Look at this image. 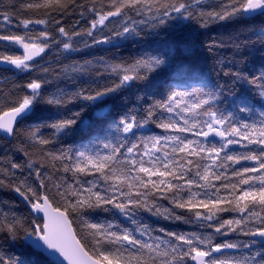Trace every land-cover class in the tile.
<instances>
[{
  "label": "snow or ice",
  "instance_id": "snow-or-ice-1",
  "mask_svg": "<svg viewBox=\"0 0 264 264\" xmlns=\"http://www.w3.org/2000/svg\"><path fill=\"white\" fill-rule=\"evenodd\" d=\"M0 72V264H264V0H0Z\"/></svg>",
  "mask_w": 264,
  "mask_h": 264
},
{
  "label": "trees",
  "instance_id": "trees-1",
  "mask_svg": "<svg viewBox=\"0 0 264 264\" xmlns=\"http://www.w3.org/2000/svg\"><path fill=\"white\" fill-rule=\"evenodd\" d=\"M66 23H67V21H66ZM234 31H236V30L232 29V28H221V27H219L217 25H214V26H212V30L209 33V37L210 38H217V39H220V38L227 39L228 35L233 33ZM121 51H123V50H121ZM221 51L222 52H226L227 49H223ZM15 54H17V55L22 54V50L21 49H17ZM95 55L98 57V56H101V55H104V54L99 52L98 50H96L95 51ZM93 58H94V56L92 54H90L89 50H83V51H80V52H77V53L74 54V59L76 61L81 62V63L83 62L84 59L92 60ZM49 60L52 61L54 67H57V68L59 67V64L57 62V58L49 57ZM9 77H11L12 81H14L16 83L20 82L15 77H13L11 73L0 72V88L7 90V89H10V88L13 87V83L10 82L9 79H8ZM31 179L32 178H29L30 181H31ZM18 199H19V197H17L16 194L13 193L12 191L4 189V188H0V200L12 201V200H18ZM160 223L161 224H168V225H170L173 228L176 227V224H173L171 222H167V221L161 220ZM179 227L181 229H183V230H187L191 226L190 225H182L181 224V225H179Z\"/></svg>",
  "mask_w": 264,
  "mask_h": 264
}]
</instances>
